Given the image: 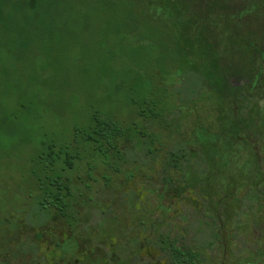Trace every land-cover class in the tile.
Returning <instances> with one entry per match:
<instances>
[{
    "label": "trees",
    "instance_id": "obj_1",
    "mask_svg": "<svg viewBox=\"0 0 264 264\" xmlns=\"http://www.w3.org/2000/svg\"><path fill=\"white\" fill-rule=\"evenodd\" d=\"M148 1L187 22L186 35L194 30L202 36L197 42L202 66L189 59L174 80L159 68L146 77L134 69L138 82L127 88L121 113L96 109L88 123L73 125L69 140L39 149L36 219L0 227V257L6 263L18 257L20 264H264V59L263 46L256 44L263 43L256 30L241 36L235 28L237 23L264 27V3L256 4L260 19L242 24L239 13L227 11L212 28L203 10L194 12L204 0L201 5L197 0ZM226 37L235 40L229 39L228 46ZM223 57L237 61L238 76L224 82L208 79L209 88H215V121L202 122L200 115L193 125L186 123L195 104L210 103L203 78ZM190 69L198 75L188 74ZM206 127L220 143L208 139L202 131ZM206 146L213 150L206 153ZM222 169L227 192L210 190ZM243 187L256 203V215L251 212L255 235L246 253L233 256L223 228L228 206L241 205ZM184 199L191 208L177 207ZM216 243L230 255L212 263L205 248ZM145 256L150 258L145 261Z\"/></svg>",
    "mask_w": 264,
    "mask_h": 264
},
{
    "label": "rangeland",
    "instance_id": "obj_2",
    "mask_svg": "<svg viewBox=\"0 0 264 264\" xmlns=\"http://www.w3.org/2000/svg\"><path fill=\"white\" fill-rule=\"evenodd\" d=\"M236 1L204 0V7L194 12L203 10L214 28L213 20L221 14L238 12L233 9ZM201 3L202 0H197V4ZM227 5L230 6L228 10L225 9ZM224 16V21L230 22L229 17ZM185 23L182 18H174L171 12L148 0H0L2 231L5 227H15L29 216L35 222L36 216L32 215L36 205L34 169L37 170L39 164L34 159L39 149L47 142L60 144L69 140L73 125L88 123L96 109L105 114L121 113L128 103L127 88L133 83L136 88L138 82L134 69H139L141 76L146 77L159 68L166 72L167 79L174 80L189 59H197V65L202 66L203 62L198 59L200 45H197L202 36L193 33L194 30L186 35L189 26ZM235 28L241 36L256 30L263 43L258 41L256 44L263 46L264 51L263 26L249 29L237 23ZM229 39L235 40L226 37L228 46ZM237 70V61L227 58L206 70L208 75H204L203 89H210L212 98L210 103L202 99L195 104L186 123L193 125L200 115L202 122L214 120L212 107L217 101L215 88H209L208 79L233 80L238 76ZM193 72L190 69L188 74L198 75ZM144 83H140L138 89L143 90ZM198 97H202V92H198ZM202 131L209 134L208 139L221 142L210 134L208 127ZM211 150L213 146L205 147L206 153ZM226 175L225 169L219 171L218 177L209 183L210 190L225 192L228 189ZM241 189V205L228 206L230 216L225 217L223 228L224 236L228 238L226 247L233 256L246 253L255 235L251 212L256 215V203L244 192V187ZM184 201H177V207H192L189 200ZM176 221L180 222V219L176 218ZM25 235L23 232L22 240ZM0 239H3L2 234ZM4 240L6 243L5 236ZM2 243L3 240L0 247L4 246ZM47 244L45 248H48ZM220 245L216 243L205 248L210 262L219 263L230 255ZM148 258L145 256V261ZM19 259L12 257L6 263L0 257V264H20Z\"/></svg>",
    "mask_w": 264,
    "mask_h": 264
},
{
    "label": "flooded vegetation",
    "instance_id": "obj_3",
    "mask_svg": "<svg viewBox=\"0 0 264 264\" xmlns=\"http://www.w3.org/2000/svg\"><path fill=\"white\" fill-rule=\"evenodd\" d=\"M261 0H237L236 7L233 8L234 10H238L240 22L244 24L245 21L250 19H260L259 16V9L256 4H258ZM264 3V0H262ZM235 12V11H234ZM263 16H264V8H263ZM262 56L264 59V51L262 49Z\"/></svg>",
    "mask_w": 264,
    "mask_h": 264
}]
</instances>
